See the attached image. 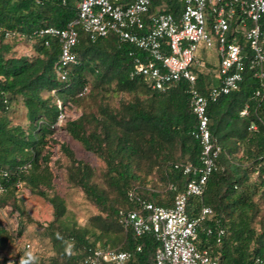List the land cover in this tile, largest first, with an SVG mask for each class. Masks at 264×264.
Returning a JSON list of instances; mask_svg holds the SVG:
<instances>
[{
  "label": "trees",
  "instance_id": "obj_1",
  "mask_svg": "<svg viewBox=\"0 0 264 264\" xmlns=\"http://www.w3.org/2000/svg\"><path fill=\"white\" fill-rule=\"evenodd\" d=\"M77 2L0 0V181L6 185L0 207L8 206L18 218L15 230L0 218V253L33 221L18 196L25 186L53 208L52 219L43 227L50 253L31 260L25 256L27 264H86L89 248L99 246L131 250L126 264H155V236H137L120 220L124 211L136 207L130 190L170 206L191 179L176 164H201L202 145L192 134L197 117L190 85L180 81L164 91L153 89L143 76L133 74L135 56L148 58L143 50L115 32L92 40L81 26L74 48L78 61L68 79L61 80L56 69L60 43L37 31L65 27L77 16ZM182 7L181 0H154L149 14L168 11L179 16ZM23 39L33 52L16 55ZM237 42L249 53L242 35ZM164 49L169 52L167 44ZM207 65L211 71L199 72L196 83L202 94L219 82L213 66ZM243 75L238 89L209 103L211 133L222 150L206 191L191 196L187 208L193 218L205 204L215 210L213 218L200 222L197 243L218 264H253L264 255V95L255 94L261 80L247 63ZM18 106L25 109V124L14 122ZM70 106L77 116H68ZM62 108L66 118L56 125ZM60 126L100 158L103 168L96 169L59 142L55 135ZM58 143L67 158L66 164L56 160L65 180L98 209L84 224L56 188L51 147ZM28 163L30 168L23 170ZM217 225L226 230L221 237L207 232ZM8 259L4 256L2 263Z\"/></svg>",
  "mask_w": 264,
  "mask_h": 264
},
{
  "label": "built area",
  "instance_id": "obj_2",
  "mask_svg": "<svg viewBox=\"0 0 264 264\" xmlns=\"http://www.w3.org/2000/svg\"><path fill=\"white\" fill-rule=\"evenodd\" d=\"M153 1L78 0L77 16L65 27L48 26L37 32L58 39L61 54L56 69L61 80L68 79L70 67L78 61L74 48L81 26L92 40L115 32L122 41L143 50L148 58L135 56L133 74L143 76L153 89L164 91L180 81L189 83L197 117L192 134L202 145L201 164H176L191 179L174 195L170 206L156 204L130 190L129 196L136 207L124 211L120 221L133 229L137 236L147 233L155 236L158 241L155 264H218L197 243L200 222L207 217L213 218L215 210L205 204L199 216L193 218L188 214V202L191 196H201L206 191L210 175L218 168L222 150L211 133L209 103L239 88L246 63L261 80L255 94L264 95V0H181L183 7L179 16L168 11L149 14ZM6 35L10 37L13 33L7 32ZM240 35L249 53L237 42ZM18 37L21 39L22 35ZM49 42L47 40L46 44ZM165 44L169 52L164 49ZM204 48H215L218 56L216 77L219 82L211 83L207 94L200 93L196 87L199 72L211 71L210 68L207 71L201 68L206 66L199 56ZM241 113L246 114L247 109ZM65 118L66 110L62 108L56 125ZM30 166V163L25 164L22 169L28 170ZM4 176L8 173L4 172ZM176 188L175 184L170 185V189ZM5 191L6 185L0 181V197ZM225 231L221 225L207 229L209 234L218 237ZM30 247V243L24 246ZM141 249V245L137 247L138 251ZM132 254L131 250L99 246L89 248L85 263L126 264ZM2 260L3 254L0 253V264H3ZM23 262V256H16L5 264ZM253 264H264V255L257 256Z\"/></svg>",
  "mask_w": 264,
  "mask_h": 264
},
{
  "label": "rangeland",
  "instance_id": "obj_3",
  "mask_svg": "<svg viewBox=\"0 0 264 264\" xmlns=\"http://www.w3.org/2000/svg\"><path fill=\"white\" fill-rule=\"evenodd\" d=\"M33 52L31 44L26 40H21L16 48L15 54H31ZM199 56L205 62L206 66H201L203 70H208L211 64L213 71L217 73L218 56L215 48L207 49L204 48L203 51L199 53ZM68 116L75 117L78 115V111L73 107L67 108ZM14 122L25 124V109L21 106L17 107L13 115ZM62 124V123H61ZM55 138L59 142H64L71 149H73L77 157L83 158L89 163H91L96 169L100 170L103 168V161L96 155L85 151L80 143L70 137L69 134L60 126L55 135ZM51 164L54 168L56 179V188L60 194H62L67 199L68 207L73 214L77 217L80 223L84 224L86 220L95 213H98V209L90 201H88L83 194L82 190L78 187H74L69 184L64 177L63 169L57 163L56 160H61L64 164L67 163V158L63 155L60 150V144H55L51 147ZM56 162V163H55ZM62 165V164H61ZM18 196L23 199L24 205L28 210L33 221H28L23 234L17 237L11 245L5 249L3 257L8 256V258H15L16 256H28L29 253L33 255H46L50 253V243L43 233V227L45 224L52 219L53 208L51 204L45 200L43 197L33 194L29 188L22 186L20 187ZM9 207H0V218L3 220L5 225L11 229L15 230L17 227V215L9 213ZM30 243V248H24L25 244Z\"/></svg>",
  "mask_w": 264,
  "mask_h": 264
},
{
  "label": "clouds",
  "instance_id": "obj_4",
  "mask_svg": "<svg viewBox=\"0 0 264 264\" xmlns=\"http://www.w3.org/2000/svg\"><path fill=\"white\" fill-rule=\"evenodd\" d=\"M28 256H29V260H31L32 259V254L29 253ZM23 264H27V262H23Z\"/></svg>",
  "mask_w": 264,
  "mask_h": 264
}]
</instances>
